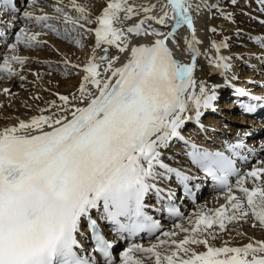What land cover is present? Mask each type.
Returning a JSON list of instances; mask_svg holds the SVG:
<instances>
[{"label": "snow or ice", "instance_id": "obj_1", "mask_svg": "<svg viewBox=\"0 0 264 264\" xmlns=\"http://www.w3.org/2000/svg\"><path fill=\"white\" fill-rule=\"evenodd\" d=\"M40 2L28 0L32 10L22 12L24 24L15 31L14 41L7 43L10 52L0 56V75L8 79L19 75L14 65L22 66L28 59L16 54L19 46L31 48L45 43L38 39L41 32L32 31L34 27L63 34L65 38L77 28L85 29L95 33V48L114 45L121 53L128 51L129 56L121 66L114 67L119 56L110 57L108 47H104V54L97 57L93 49V55L83 65L84 76L78 90L81 101L86 103L82 107L72 105L70 119L67 115L41 114L0 129V264H98L95 253L103 257L104 264H115L113 243L101 233L92 212H99L100 219L110 222L120 234L135 236L157 231L159 221L145 210L149 193L155 191L159 197L163 192L154 181L171 173L185 186L190 179L163 162L161 149L167 148L174 138L185 139L181 135L185 122L193 119L199 122L202 110L214 107L220 85L209 88L200 82L196 91L193 73L199 50L195 47L192 0H164L160 16L151 15L155 4L138 6L130 0H108L94 20L89 9L78 0H69L67 5L57 0L51 5L57 15H49L42 8L37 14ZM68 9L76 15H71ZM0 10L19 13L15 0H0ZM141 12L144 19L123 27L124 21ZM221 14L231 18L230 13ZM149 20L161 25L171 20V31L162 33L153 29L149 33L143 27ZM53 21L59 22L62 30ZM93 23L97 25L94 29L86 27ZM182 26L192 33L191 40L186 39L191 63L177 60L168 46V40H174ZM130 34L162 38L130 47ZM254 39L264 46V37ZM212 47L217 55L208 62L225 75L232 65L219 52L227 44L213 41ZM105 62L103 73L110 75L103 78L100 65ZM89 85L94 86L95 93ZM236 91L240 96H250L244 89ZM3 92L7 94L9 89L4 88ZM59 98L69 104L68 96ZM53 105L55 101L50 107ZM261 106L264 96H250L249 103L241 102L248 113ZM44 111L40 109L41 113ZM227 147L238 155L236 150L244 145L238 141ZM188 155L227 190L231 212L225 206L209 213L198 212L190 220L191 228L176 226L187 233L182 240L172 238L176 232H164V237L172 239L159 240L149 247L131 244L120 253L119 264H146L148 260L152 264H264V241L243 247H214L207 237L201 238V233L214 225L224 230L226 222L249 214L264 225V166L241 175L233 159L224 152L191 144ZM157 168L164 171L158 172ZM232 176L237 177L235 185L230 181ZM248 178L254 185L251 189L245 187ZM233 187L245 195L246 204L232 194ZM168 196L171 198L172 193ZM168 212L183 216L175 206L169 207ZM85 221L94 241L91 252H86L78 239V235H83L81 228ZM209 235L215 238L212 233ZM200 244L207 250L197 253L190 247ZM163 245H169V251L161 252L159 247Z\"/></svg>", "mask_w": 264, "mask_h": 264}, {"label": "bare ground", "instance_id": "obj_2", "mask_svg": "<svg viewBox=\"0 0 264 264\" xmlns=\"http://www.w3.org/2000/svg\"><path fill=\"white\" fill-rule=\"evenodd\" d=\"M237 1L240 4L232 6L229 3H226L225 0H192L191 13L194 14L195 36L197 40L195 47L199 50V55H197L196 58V68L193 73L194 79L197 83L196 91H199L200 82H204L209 88L214 84L220 85V87L216 89L217 99L213 102L214 107L217 108L215 113L217 112L220 115L231 117L236 122H247L249 127L244 128V126L238 127L237 125L224 126L223 123H217L216 121L219 119H215L214 116H209V114L206 116L202 115L199 122L195 119L188 121L187 124L185 122L187 126L185 128L182 127L181 129V135L184 136V140L174 138L167 148L161 149V158L164 163L190 177L188 182H190L191 185L204 186L202 193L199 194V199L196 204H189L187 201L183 200L182 203L185 215V218L183 219L177 218L172 220L171 216L165 213L164 207L158 204L160 198L163 196L169 197V192L172 193V196H175L177 190L182 187V182L177 179L174 173L158 176L154 181V183L157 184V187L163 190L159 197L155 191L149 193L146 197V202L150 207L149 209L155 213V215L163 219V227L164 229L166 228L164 231L176 232V236L172 238L177 241L182 240L187 233L183 231L180 232L181 230L176 226L182 225L184 228H190V220H194L198 212L209 213L221 206L227 207L229 212H231L228 204L229 201L227 200V190H215L213 185L208 182V178L199 174L195 167L190 164V156L188 155L190 148L188 147V144L190 145L192 143L209 150H224L233 154L227 145L235 144L240 141L243 143L244 147L236 150L239 154L235 155V157L239 159L241 157H250L255 161L254 157H252L253 152L255 151L256 153H259L258 162L252 161L253 163L251 162L250 164L244 165L243 173L246 174L253 168L264 166V163H262L264 162V110L257 111L253 116H247L244 114L241 102L239 103L240 105H237L234 97L236 90L242 87L247 89L250 96H261L259 95V90L261 89L258 88V84H264V80H262L264 79V67H262V64H264V46L254 38L264 37V34H262L264 33V3H262L261 0ZM17 2L19 7L24 3V1L22 2L20 0H17ZM55 2H57V0H41L36 6L37 14H39L38 10L42 8L43 11L49 15H57L55 9L51 7ZM78 2L89 9L91 18L94 20L96 16H99L102 13L108 0H78ZM130 2L138 6L155 4L156 7L152 10L151 15L160 16L162 14L161 5L164 3V0H130ZM68 3L69 0H63V5H67ZM213 4L218 5V8L210 7ZM28 8H30L29 3L24 10ZM68 11L71 15H76L74 10L68 9ZM221 12L225 14L230 13L231 16H233V20L229 21L227 15H222ZM144 16L145 14L141 12L138 16H134L131 19L124 21L123 27L126 29L129 26L139 23L140 20L144 19ZM20 19H22L20 12L18 14H13L10 11L5 13L0 10V27L6 33L5 38L9 37L14 41V27L18 25L20 27L24 24V21L21 23L19 22ZM53 23H56L62 30L63 26L60 25L59 22L53 21ZM86 27L94 29L97 25L93 23L86 25ZM143 27L149 33H151L153 29L162 33H167L172 27V22L169 20L166 25H161L155 20H149L146 21ZM213 28H215L216 31H211ZM32 31L41 32L38 39L45 43L31 48L22 45L19 46L16 54L26 56L28 59L22 66L14 65L17 70L18 68L27 69L32 71V74L30 75L27 72L22 71L19 72L18 76L12 77L11 79L0 75V129L17 125L20 120L29 121L31 117L41 114H55L56 116L67 115L70 119V113L74 111L72 105L82 107L86 103V101H81L78 90L84 76L82 70L83 65H85L93 55V49L96 44L95 33L77 28V30L70 32L69 36L65 38L63 34L57 35L50 30L41 29L39 27L32 28ZM178 33L182 37L178 40V46L181 50L178 51H180L181 55L186 57L188 62L191 63L192 54L187 50L186 39L191 40L192 33L187 31L183 26L179 29ZM157 38L161 37H156L150 34L140 36L130 34V47L138 44H150ZM2 40L3 39H0V46L3 45L6 48L5 50L0 48V56L4 53L10 52ZM76 41H80V43L77 44ZM213 41L217 43L224 42L227 44V47L221 48L219 52V55L228 57V62L232 65L231 69L227 71L225 75H221L220 72L208 62L210 57H215L217 55L216 49L212 47ZM104 47H108V55L110 57L119 56V60L114 62V67L121 66L128 59L129 52L126 51L121 53L114 45H102L100 48H95V55L97 57L104 54ZM49 56L55 57L53 60H51L50 57L47 61L46 59ZM35 60L40 61L35 64L37 67L34 68L37 70L30 67ZM44 60H46L48 64L44 63ZM65 60L70 63L65 65ZM30 61L32 62L30 63ZM42 63L46 64L48 69L63 70L64 73H68V76H58L57 74L53 76L55 72H52L51 69L47 70L46 67L40 65ZM72 65H80L81 67L74 68ZM247 65L253 67V72L250 71V68H246ZM105 66L106 62L100 65L103 78L110 75V73H103V68ZM43 71L49 73H46L47 75H45ZM20 76H23L24 79H20ZM227 84L230 85L224 88L223 85ZM89 87L95 93L94 86L89 85ZM4 88L9 89L7 94L3 92ZM261 91L264 92L263 90ZM61 95L69 97V104L66 105L60 100L59 97ZM250 96H243L242 101L247 102V99H250ZM53 101H55V105L50 107V104ZM61 108L67 109V111L61 112ZM230 108L239 110V113H235L234 110H230ZM40 109H45V111L41 113ZM202 111L204 112L206 110ZM221 127H225L227 130L223 133H221V131H216L217 128ZM212 129L214 131H211ZM204 132L206 135L203 137L202 134ZM220 133L225 137H220ZM211 134L214 136L212 137ZM250 135L252 137L248 138ZM157 171L163 172L164 170L157 168ZM253 186L251 178L246 179L245 187L251 189ZM232 194L240 197L243 193L233 187ZM103 221L105 222V220ZM85 223L86 221L82 225ZM256 223L259 222L251 214L239 220L226 222V228L220 230V233L215 238H212V236L207 234L209 244L214 247H243L248 243L255 244L257 241H264V230L258 228V226L257 228L253 227ZM85 231H87V229ZM114 238L117 241L118 237ZM161 238L162 237H160V240L165 239ZM172 238L167 237L166 239ZM158 239V237L149 240L137 239L134 244L149 247L152 244H158ZM117 247L119 248V252H117L115 264H119L118 259L120 261V253L129 246L118 244ZM190 247L197 253L207 250L206 246L202 244ZM159 250L161 252H167L169 251V245L160 246ZM136 255L142 256L140 253H137ZM146 264H152V261L148 260L146 261Z\"/></svg>", "mask_w": 264, "mask_h": 264}, {"label": "rangeland", "instance_id": "obj_3", "mask_svg": "<svg viewBox=\"0 0 264 264\" xmlns=\"http://www.w3.org/2000/svg\"><path fill=\"white\" fill-rule=\"evenodd\" d=\"M20 1H24V5L22 6V4H21V11H20V15L22 14L21 12H23L24 11V9L28 6V0H20ZM225 2L226 3H229L230 5H232V6H236V5H238V4H240L237 0H236V2L235 3H233L232 2V0H225ZM28 10H31V8H28ZM249 16V15H248ZM233 20V16H231V18H229V21H232ZM19 22L21 23V22H23V20L22 19H20L19 20ZM18 22V23H19ZM17 23V24H18ZM21 27V26H20ZM19 29V25L18 26H15L14 27V31H13V34L15 33V31H17ZM262 34H264V33H262ZM7 40H8V42L7 43H12L13 41L9 38V37H7ZM60 40H63V39H60ZM2 42H3V40H2ZM7 43L6 44H4V45H6L7 46ZM0 48L1 49H3V50H5V46H0ZM76 48V47H75ZM56 53V52H55ZM57 54V53H56ZM58 56H59V54H58ZM51 57V60H53L54 59V57L55 56H49L46 60L48 61V59ZM53 57V58H52ZM46 60H44V61H46ZM43 61V62H44ZM50 61V60H49ZM32 61H30V63H31ZM37 62H40V61H37V60H35L33 63H32V66H30V67H32V69H34V70H37V69H35L34 67H37L35 64L37 63ZM45 63V62H44ZM44 63H42V64H40V65H42V66H44V67H46L47 68V70H50V69H48V67L46 66V64H44ZM48 64V63H47ZM262 67H264V64H262ZM246 68H250V71H252V70H254L253 69V67H249L248 65H247V67ZM257 70H259V69H257ZM18 71L19 72H27L28 74H32V71H30V70H25V69H23V68H18ZM51 71L52 72H55V74H53V76H55L56 74L59 76V75H63V76H68V73L66 74V73H64V71L63 70H52L51 69ZM59 71V72H58ZM62 71V72H61ZM256 71V70H255ZM260 71V70H259ZM42 72V71H41ZM44 72V74L45 75H47L46 73H49V72H47V71H43ZM253 72V71H252ZM58 73H62V74H58ZM52 76V77H53ZM65 76V77H66ZM262 80H264V79H262ZM261 82H263V81H261ZM230 84H227V85H223V87L224 88H226V87H228ZM258 88L259 89H261V90H263L264 91V84H258ZM254 89H257V88H254ZM249 90V89H248ZM261 90H259V92H260V94L259 95H261V96H264V92H262ZM249 91H251V90H249ZM229 92H231V91H229ZM229 98V97H228ZM230 99V98H229ZM229 99H227V100H229ZM225 102V101H224ZM239 107V106H238ZM237 107V108H238ZM216 107H214L213 109H208V110H206V111H204L203 112V116H206V115H208L209 114V116H214L215 117V119L217 118V119H219L218 121H216L217 123H223L224 124V126H227V125H230V126H232V125H237L238 127L239 126H244V128L245 127H249V124H247V122H236L235 120H233L231 117H226V116H224V115H220V114H218L217 112L215 113V111H216ZM233 110H234V112L235 113H239V110H237V109H234L233 108ZM212 121H214V120H212ZM188 123V121H186V124ZM240 123H244V124H240ZM184 125L183 126V128H185L187 125ZM251 126V125H250ZM228 128H229V126H228ZM217 129H220V130H217ZM216 129V131H221V133H223V132H225L227 129H225V127L223 128V127H221V128H217ZM222 129V130H221ZM196 130H198L197 128H196ZM230 130H232V129H230ZM211 131H214L213 129L211 130ZM198 132H199V130H198ZM221 133H220V137H225L224 135H221ZM206 135V133L204 132L203 134H202V136L204 137ZM211 136L213 137L214 135L213 134H211ZM218 137V136H217ZM222 137V138H223ZM252 136L250 135V136H248V138H251ZM208 142H210V141H208ZM258 160L259 159H256L254 162H258ZM242 196V197H241ZM240 197H238L239 199H241L242 201H244V203L246 204V197L244 196V194H242ZM229 204V207H230V202L228 203ZM231 209V208H230ZM185 218V217H184ZM189 226H190V228L192 227V224H189ZM257 226H258V228H260V229H263L264 230V225H261L260 223H256L253 227H255V228H257ZM260 226V227H259ZM164 230H166V228L165 229H163L158 235H157V237L159 238L158 239V241L160 240V237H162V238H167V237H164L163 235H162V233H164V232H167V231H164ZM214 231V232H213ZM180 232H182V231H180ZM213 232V235H214V237H216L219 233H220V229H219V227H218V225L217 226H213V228L212 229H209L208 230V232H205V233H201V238H203V237H207V234H209V233H212ZM205 235V236H204ZM156 237V238H157ZM161 238V239H162ZM190 246H193V245H190ZM117 258V257H116ZM118 262H119V259H118ZM118 264V263H117Z\"/></svg>", "mask_w": 264, "mask_h": 264}]
</instances>
